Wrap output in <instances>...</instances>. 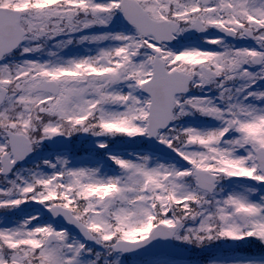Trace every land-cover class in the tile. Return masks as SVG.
I'll return each mask as SVG.
<instances>
[{
	"label": "snow or ice",
	"instance_id": "6c2138e0",
	"mask_svg": "<svg viewBox=\"0 0 264 264\" xmlns=\"http://www.w3.org/2000/svg\"><path fill=\"white\" fill-rule=\"evenodd\" d=\"M174 242L264 264V0H0V264Z\"/></svg>",
	"mask_w": 264,
	"mask_h": 264
},
{
	"label": "rangeland",
	"instance_id": "374dc122",
	"mask_svg": "<svg viewBox=\"0 0 264 264\" xmlns=\"http://www.w3.org/2000/svg\"><path fill=\"white\" fill-rule=\"evenodd\" d=\"M86 144H87V145H86ZM89 144H90V142H88V143H83V142H82V143H81V145H85V146H87V147L89 146Z\"/></svg>",
	"mask_w": 264,
	"mask_h": 264
}]
</instances>
